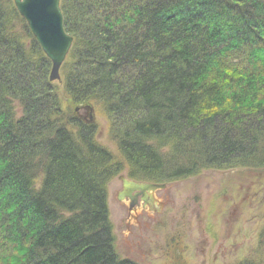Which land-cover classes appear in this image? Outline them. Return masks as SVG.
I'll return each instance as SVG.
<instances>
[{"label":"trees","instance_id":"1","mask_svg":"<svg viewBox=\"0 0 264 264\" xmlns=\"http://www.w3.org/2000/svg\"><path fill=\"white\" fill-rule=\"evenodd\" d=\"M61 9L73 37L62 88L14 0H0V264H141L115 247L112 178L264 169V0ZM85 104L118 153L74 114Z\"/></svg>","mask_w":264,"mask_h":264},{"label":"rangeland","instance_id":"2","mask_svg":"<svg viewBox=\"0 0 264 264\" xmlns=\"http://www.w3.org/2000/svg\"><path fill=\"white\" fill-rule=\"evenodd\" d=\"M61 81L62 78L54 83L62 88ZM72 109L85 122L97 123L98 141L118 153L109 134L108 119L100 108L85 104ZM120 174L128 175L126 170ZM119 175L108 183V207L115 247L121 257L142 264H240L242 260H264V169H207L168 180L169 188L159 196L171 194L165 206L166 210L171 208L170 213L156 215L160 224L140 219L139 224L129 227L116 199L121 188ZM162 218L167 226L161 223ZM178 233L182 245L171 246L166 254L168 236L171 239Z\"/></svg>","mask_w":264,"mask_h":264},{"label":"water","instance_id":"3","mask_svg":"<svg viewBox=\"0 0 264 264\" xmlns=\"http://www.w3.org/2000/svg\"><path fill=\"white\" fill-rule=\"evenodd\" d=\"M14 3L43 52L52 62L50 81L60 80V69L73 44V37L64 27L61 0H14ZM86 108L91 110L90 106ZM120 179L123 183L122 191L117 194L120 201L135 190L155 191L165 187L160 184L136 182L124 176H120Z\"/></svg>","mask_w":264,"mask_h":264},{"label":"flooded vegetation","instance_id":"4","mask_svg":"<svg viewBox=\"0 0 264 264\" xmlns=\"http://www.w3.org/2000/svg\"><path fill=\"white\" fill-rule=\"evenodd\" d=\"M125 176L127 178H129V180H135L137 182H143V183L146 182V183H152V184H159L160 183L154 179L130 178L127 175H125ZM122 188H123V186H122V182H121L120 190H122ZM167 188H169V185L165 186L162 189H157L155 191L139 189V190H135L132 192L131 198L126 196L124 198V200H122V201H119L117 199L119 205L124 210V213H125L124 219H126L128 227L131 226L132 224H139L140 219H147L151 223L160 224L158 222L159 219L157 218L156 215H160L164 212L170 213L169 211L171 210V208H168L167 210L165 209V206L167 205V203L171 201V194L169 192H166V193H163L161 196H159L160 195L159 192L164 191ZM160 205H161V207H160ZM261 217H264V214ZM131 220H133V223ZM161 220H162L161 223L163 225H166V226L168 225V222L166 220L163 221V218ZM247 221H248V219H246V222ZM171 234H173V233H171ZM180 234L181 233L171 235V239L168 236L166 254L169 251V249L171 248V246H174L175 244L182 245V241L180 239ZM262 235H263V239H264V234H262ZM169 241H171L172 243H169ZM185 246L183 248V252H186L187 248ZM203 252H204V250H203ZM185 256H186V258H188L186 254H185ZM169 257H170V253H169Z\"/></svg>","mask_w":264,"mask_h":264},{"label":"bare ground","instance_id":"5","mask_svg":"<svg viewBox=\"0 0 264 264\" xmlns=\"http://www.w3.org/2000/svg\"><path fill=\"white\" fill-rule=\"evenodd\" d=\"M158 182H160L159 184L160 185H164V186H167V185H169L170 183H169V181H160V180H157ZM132 195V194H131ZM131 195L130 196H127V197H130L131 198Z\"/></svg>","mask_w":264,"mask_h":264}]
</instances>
